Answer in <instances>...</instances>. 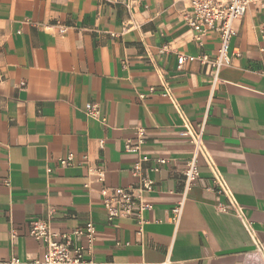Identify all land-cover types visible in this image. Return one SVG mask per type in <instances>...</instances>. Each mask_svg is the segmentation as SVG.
<instances>
[{"label":"crops","instance_id":"obj_1","mask_svg":"<svg viewBox=\"0 0 264 264\" xmlns=\"http://www.w3.org/2000/svg\"><path fill=\"white\" fill-rule=\"evenodd\" d=\"M189 12V0H0V263L42 258L29 225L43 220L60 232L91 222L103 264H263L240 220L217 210L226 199L201 157L172 220L193 152L183 123H204L203 142L264 247V8L234 21L231 61L213 86L208 65L177 66L179 55L212 59L219 46L215 32L197 43ZM139 128L154 180L140 235L132 218L108 220L100 195L135 181L138 154L124 144Z\"/></svg>","mask_w":264,"mask_h":264},{"label":"built area","instance_id":"obj_2","mask_svg":"<svg viewBox=\"0 0 264 264\" xmlns=\"http://www.w3.org/2000/svg\"><path fill=\"white\" fill-rule=\"evenodd\" d=\"M264 8V0H189L190 12L185 15V21L194 31V39L199 45L203 43V37L215 32L218 34L219 46L214 58L210 59L207 55H179L177 66L182 64L199 61L201 64L208 65L212 70L213 86L218 80V73L224 66L230 64V44L235 34L233 23L240 19L249 5ZM63 29L59 28V31ZM163 96L169 98L173 106L179 110L178 103L171 93L169 87L163 85ZM84 110L89 117H98L97 105L86 103ZM203 124L193 127L190 122L184 121L181 132L193 144V152L186 161L183 169V190L179 200L171 209L172 220L177 223L183 209L187 193L190 191L193 182L197 179L199 168L197 158L201 157L212 176V181L217 195L225 197L226 202H217L216 208L220 212H232L241 222L254 246L255 255L264 264V247L258 239L251 222L245 217L243 207L234 197L231 187L228 185L223 173L218 169L211 153L206 148L203 139ZM145 138L143 128L137 129L135 139H127L124 144V151L129 154H138L130 170L131 177L135 180L125 187L102 186L100 189L101 203L108 220L119 217H129L134 219L137 225V234L142 232L145 223L144 212L151 208V203L147 201L143 193L153 190L154 180L149 174L143 172L141 164L148 161L147 155L140 151V145ZM72 155L69 153L60 158L61 165H70ZM159 164L165 163V159H157ZM157 171L155 166L151 169ZM104 171L96 170L99 181H103ZM29 235L43 243L45 253L42 258L34 261L35 264H103L93 258V241L96 229L91 222H87L83 228H76L71 231L60 232L54 230L48 221L36 220L29 225ZM14 236V232L11 233ZM0 264H27L19 257H11L8 261Z\"/></svg>","mask_w":264,"mask_h":264}]
</instances>
